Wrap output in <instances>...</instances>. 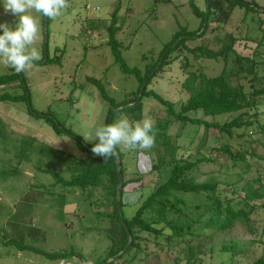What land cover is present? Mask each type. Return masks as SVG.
I'll use <instances>...</instances> for the list:
<instances>
[{"label": "rangeland", "instance_id": "1", "mask_svg": "<svg viewBox=\"0 0 264 264\" xmlns=\"http://www.w3.org/2000/svg\"><path fill=\"white\" fill-rule=\"evenodd\" d=\"M193 2L199 11L207 13V0ZM255 2L260 10L264 8V0ZM68 3L69 7L55 19L33 13L41 25L36 46L41 50L42 59L36 62L34 69L20 74L26 79L34 112L55 117L60 125L82 138L85 132L105 125L109 107L108 102L101 98L99 90L87 82V78L100 80L116 101L138 86L136 78L123 73L115 63L107 43L111 20L115 22V39L120 43V51L127 66L143 71L145 65L150 63L152 57L158 56L177 31L181 28L195 30L202 18L195 15L189 0H68ZM244 10L236 7L227 22V31H234L236 36L246 35L259 39L262 32L257 23L250 21H261L262 15L251 9L243 23L239 19ZM17 20L11 13H5L0 3V23L14 27ZM241 23L245 28L235 30V26ZM210 27L211 31L191 45H207L208 49L213 50L220 48L215 37L222 36L224 31H218L214 22ZM254 48V43L244 40L235 45L236 51L242 56H250ZM143 57L146 59L143 60ZM204 59L200 58L198 62L204 66L203 72L209 77L217 75L222 63ZM11 72H14L12 68L0 64V75ZM181 75L184 78L180 70H167L166 78L151 83L149 88L165 99L169 97L174 104L178 100H185L187 94L179 91ZM1 92L9 96L22 95L24 86L19 87L17 83L0 89ZM144 112L149 116L153 112L149 117L153 121L166 116L165 108L152 98L144 101ZM216 118L223 119V116ZM0 123V132L4 135L0 137V264H77L75 258L61 263L31 251H19L14 244H4L3 240L7 239L46 252L74 249L93 263L101 261L111 243L106 234V218L97 213L103 212L106 206L103 204L98 207L96 198L102 197L100 189L92 198H87L80 193L78 186L68 187L60 182V177L71 179L72 169L78 162L75 158L95 154L92 151L81 152L76 140L68 135H56L46 118L32 115L24 101L0 102ZM172 128L171 142H176L184 151L196 145L199 140V137H193L192 126L188 125L182 130L179 125ZM177 131H180L179 138L175 137ZM31 137L37 141L34 146L43 143L53 148L46 153L42 148L33 149L29 145L32 142L28 143ZM257 137L264 140L261 134ZM24 140L25 143H22ZM83 141L92 144L98 140ZM222 142L219 131L209 130L205 151L216 161L202 166L201 171L192 177L197 182L219 184V188L224 191L222 196L229 195L231 191L240 194L247 179L262 175L264 163L252 159L247 171L244 163L233 162L216 150ZM21 144L23 150L28 144L27 152H21ZM153 148L161 152L156 143ZM152 156L148 150L141 154L137 168L147 174L142 181L130 183L124 188L126 205L122 207V213L126 218L135 214L141 201L159 182L156 173L149 172ZM131 166L127 167L130 173ZM62 193L66 194L64 216L59 212L57 200ZM187 199L193 200L190 194ZM251 217L250 226L237 223L233 228L218 232L213 237H209L210 229H205L201 235L195 232V235L179 241L173 239L170 245L166 240L170 234L168 228L157 236L143 232L141 246L148 255L144 256V251L132 252L131 256L135 255V259L129 261L131 256H126L118 264H186L187 259L190 264H249L253 254L258 252L256 241L263 225V213L259 210ZM230 242H233V248L235 243L239 245L234 253L223 250V246H229Z\"/></svg>", "mask_w": 264, "mask_h": 264}, {"label": "trees", "instance_id": "2", "mask_svg": "<svg viewBox=\"0 0 264 264\" xmlns=\"http://www.w3.org/2000/svg\"><path fill=\"white\" fill-rule=\"evenodd\" d=\"M189 5L195 15L202 18L198 28L192 31L181 28L177 31L158 56L152 57L150 63L145 65L143 71L127 66L120 51V43L115 39L117 30L115 22L111 20L107 43L120 70L136 78L138 86L134 91L126 94L120 101H116L111 98L100 80L87 78V82L96 87L101 98L109 104L105 125L114 123L122 114L131 122L149 118L154 113L150 112V116L145 114L144 101L150 98L158 102L166 111L164 119L154 121L155 143L159 149L161 148V152L158 148H153V151L148 150L149 155H153L150 159L149 172L156 173L159 182L141 201L131 218H126L122 213V207L126 205L124 188L130 183L142 181L147 174L137 168L140 156L145 150L130 151L122 146L117 147L122 177L118 194L116 193L118 177L115 155L106 160L101 156L90 154L85 158H75L78 162L72 169L71 179L64 180L60 177V182L68 187L78 186L80 193L85 194L87 198H92L99 189L102 194L100 199L96 198L98 207L103 204L106 206L103 212L97 213L106 218L108 223L106 234L111 244L106 256L93 264H118L126 256H131L132 252L144 251V256L148 255L145 248L141 246L143 232L157 236L162 235L163 230L168 228L170 230L166 238L168 245L173 239L179 241L186 236L195 235V232L201 235L205 229H210L209 237H213L218 232L233 228L237 223L250 226L251 216L259 210L263 213V225L256 241L258 252L253 254V260L249 264H264V172L259 177L247 179L241 187L240 194L231 191L225 196H222L224 191L219 188V184L197 182L192 177L201 171L202 166L207 163L214 164L216 161L205 151L211 129L219 131L222 135L223 142L216 149L221 155H226L233 162L244 163L247 171L250 169L252 159L264 163V140L257 137L261 134L264 139V122L262 121L264 115V8L260 10L255 0H207V13L199 11L193 0H189ZM237 6L245 9L239 19L240 22L244 23L243 20H246L251 9L262 15L261 21H250V23H257L258 29L262 32L259 39L246 35L236 36L234 31H227V22ZM213 22L217 24L218 31H224L222 36L215 37L220 48L213 50L208 49L207 45L192 46L194 41L212 30L210 25ZM244 26L242 23L237 24L235 30L241 31ZM240 40L255 44L250 56H242L236 51L235 45ZM200 58L221 62L220 72L212 77L207 76L203 72L204 66L198 63ZM142 59L145 60L146 57ZM172 69L182 71L184 78L181 75L180 80L178 79L179 91L187 94L185 100H178L175 104L168 99L169 97L165 99L154 89L149 88L151 83L166 78V71ZM247 82H249L248 87ZM17 83L19 87L24 86L23 94L9 96L8 93L1 92L0 102L24 101L32 115L46 118L56 135L65 134L74 138L81 152L91 151L94 144L98 143L96 141L86 144L71 129L60 125L55 117L35 113L31 107L26 79L20 73L14 71L0 75V89ZM170 93L172 95V92ZM218 116H223V119L216 118ZM178 125L181 130L188 125L192 126L193 137L196 139L199 137L198 142H195L196 145L187 151L180 149L176 142H171L172 127ZM177 132L175 137L179 138L180 131ZM2 133L0 132V137H4ZM22 143H25V140ZM28 143L33 149H44V153L53 148L43 143L41 146H34L37 143L34 137H31ZM21 146V152H27L28 144L25 150H23V144ZM131 164L132 172L130 173L127 167ZM189 194L192 196V201L187 199ZM201 196L204 197L200 199ZM57 200L60 205L59 212L64 216L66 194H60ZM121 219L129 229L130 239ZM159 225L161 227L157 228ZM129 240L131 243L125 250ZM3 243L14 244L19 251H31L61 263L74 258L77 259V264L87 260L74 249L46 252L32 246L17 244L11 239L3 240ZM231 243L233 242H230L229 246L224 245L223 250L231 252L237 250L239 245L234 242L235 248H233ZM134 256H131L129 261L135 259ZM186 264H190L189 259Z\"/></svg>", "mask_w": 264, "mask_h": 264}, {"label": "clouds", "instance_id": "3", "mask_svg": "<svg viewBox=\"0 0 264 264\" xmlns=\"http://www.w3.org/2000/svg\"><path fill=\"white\" fill-rule=\"evenodd\" d=\"M0 3L5 13L18 18L14 27L0 23V64L12 68L16 73L30 71L42 59L41 50L36 46L41 25L33 13L55 19L69 7L68 0H0ZM82 138L87 142L98 140L91 151L106 160L117 154L118 146L130 151L152 149L156 132L151 118L131 122L122 115L114 123L85 132ZM82 264H93V261L85 260Z\"/></svg>", "mask_w": 264, "mask_h": 264}, {"label": "water", "instance_id": "4", "mask_svg": "<svg viewBox=\"0 0 264 264\" xmlns=\"http://www.w3.org/2000/svg\"><path fill=\"white\" fill-rule=\"evenodd\" d=\"M110 123V122H109ZM117 153V152H116ZM115 163H116V169H117V177H118V181H117V185H116V193L118 194L119 193V190H120V187H121V183H122V177H121V172H120V163H119V160H118V155L116 154L115 155ZM117 207H118V202H117ZM124 227H125V230L128 234V238L130 239L131 237V234L129 232V229L127 228L125 222L123 219H121ZM131 243V240H129L125 250L128 248L129 244Z\"/></svg>", "mask_w": 264, "mask_h": 264}]
</instances>
